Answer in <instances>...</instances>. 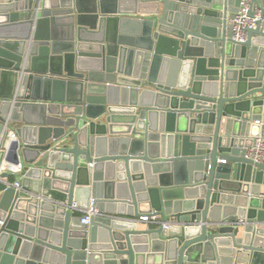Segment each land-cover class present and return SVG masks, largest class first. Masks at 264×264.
I'll return each mask as SVG.
<instances>
[{
    "label": "water",
    "instance_id": "1",
    "mask_svg": "<svg viewBox=\"0 0 264 264\" xmlns=\"http://www.w3.org/2000/svg\"><path fill=\"white\" fill-rule=\"evenodd\" d=\"M241 1L0 0V167L10 130L23 166L0 264H264V27L231 40ZM92 201L89 227L67 207Z\"/></svg>",
    "mask_w": 264,
    "mask_h": 264
},
{
    "label": "built area",
    "instance_id": "2",
    "mask_svg": "<svg viewBox=\"0 0 264 264\" xmlns=\"http://www.w3.org/2000/svg\"><path fill=\"white\" fill-rule=\"evenodd\" d=\"M253 13V17L250 13ZM262 23L264 27V18L262 17V10L259 6L253 5L250 0H242L238 11L227 19V26L230 27L232 35L231 40L235 43L245 44L248 41L247 29H256L259 23ZM261 124L260 122H256ZM21 140L14 130H10L7 137L3 143L2 150L5 152V158L0 167V174L11 170L14 174H20L22 171L21 163ZM245 158L254 161L255 163H264V135L260 133L258 136L254 137L252 145L245 150ZM222 164H226V161H221ZM11 186L17 190H21L20 180L11 183ZM259 198L264 200V192H261ZM67 208L73 211L82 212L81 223L85 226H91V221L93 217L100 216L98 210L94 208L93 201L90 204L89 209L82 210L78 207L76 203H73ZM158 217L156 216H142L139 221L146 223L145 225L158 224ZM243 224H247L246 221H240ZM171 223L163 224L165 229H168Z\"/></svg>",
    "mask_w": 264,
    "mask_h": 264
},
{
    "label": "crops",
    "instance_id": "3",
    "mask_svg": "<svg viewBox=\"0 0 264 264\" xmlns=\"http://www.w3.org/2000/svg\"><path fill=\"white\" fill-rule=\"evenodd\" d=\"M88 4V3H87ZM230 8H232L235 12L236 11H238V8H239V5H237V6H232V7H230ZM112 9H113V6H112ZM142 16V15H141ZM140 16V17H141ZM229 17H231V15H229ZM113 28V27H112ZM5 91L6 92H8V93H10L11 92V87H9V89H8V84H6V87H5ZM14 128H19L18 127V125H15V127ZM15 131V130H14ZM20 178H21V176H20V174H13L12 176H11V178L9 179V181L11 182V183H14V182H16V181H19L20 180ZM261 192H264V185H262V187H261ZM260 205H262V201H260V204H259V206ZM76 215H79L80 217L82 216V212H80L79 211V214L78 213H76ZM158 221H160V219H158ZM154 225H156V224H154ZM153 226V225H152ZM151 225H149V227H152ZM147 226L145 225V226H143L142 228H146Z\"/></svg>",
    "mask_w": 264,
    "mask_h": 264
}]
</instances>
